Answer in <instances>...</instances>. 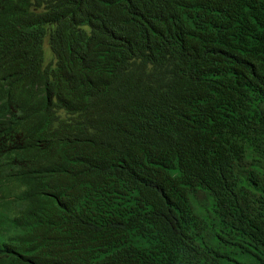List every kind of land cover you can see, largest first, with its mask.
I'll return each instance as SVG.
<instances>
[{"label":"trees","instance_id":"1","mask_svg":"<svg viewBox=\"0 0 264 264\" xmlns=\"http://www.w3.org/2000/svg\"><path fill=\"white\" fill-rule=\"evenodd\" d=\"M0 125V264H264V0H0Z\"/></svg>","mask_w":264,"mask_h":264},{"label":"clouds","instance_id":"2","mask_svg":"<svg viewBox=\"0 0 264 264\" xmlns=\"http://www.w3.org/2000/svg\"><path fill=\"white\" fill-rule=\"evenodd\" d=\"M46 43H47V41L45 39H43L41 45L44 47V49H47ZM178 68H179V70L177 71ZM194 68H196L194 66V64H192L189 61L182 60L179 63V66L178 67L176 66V68L174 70L177 72H176V75L172 78L173 88H178L179 86H184V87L190 89V88L195 87L194 84H197V86L200 87L202 82H200L199 72L194 71ZM176 93L180 94L179 92H176ZM193 93H194V95L190 98L192 101L194 100L195 95L198 93V91L194 90ZM204 96L206 99H209V97L207 95H204ZM180 104H181V99H169L166 102V105H168L172 109V111L174 109L178 108L180 106ZM198 105L199 104H197V105L194 104L193 107H191L189 105V107L187 106V110L189 112L193 111L194 110L193 108L196 106L200 108V106H198ZM198 111H200V110H198ZM0 126H2V125H0ZM4 132L5 131L2 129V127H0V135L3 134ZM0 246L2 247L3 253H4V251L6 252L7 249H8V251L14 249L12 246H10V242L8 241V239L6 240V239L2 238L1 236H0Z\"/></svg>","mask_w":264,"mask_h":264}]
</instances>
